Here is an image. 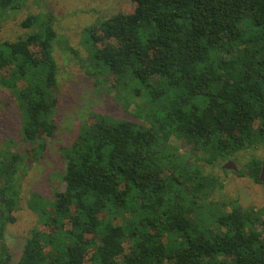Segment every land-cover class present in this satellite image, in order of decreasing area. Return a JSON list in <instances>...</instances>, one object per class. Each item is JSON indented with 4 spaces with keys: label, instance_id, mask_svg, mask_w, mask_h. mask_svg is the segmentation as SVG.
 <instances>
[{
    "label": "trees",
    "instance_id": "obj_1",
    "mask_svg": "<svg viewBox=\"0 0 264 264\" xmlns=\"http://www.w3.org/2000/svg\"><path fill=\"white\" fill-rule=\"evenodd\" d=\"M128 1L130 12L90 27L89 49L112 75L140 85L147 110L137 111L139 122L96 114L59 147L64 191L45 209L29 194L39 227L17 264H264V207L208 201L222 183L197 164L229 159L254 137L264 141V0ZM20 6L0 0V21ZM52 20L0 41V89L35 145L30 159L45 149L39 131L51 137L56 128ZM37 24L28 16L20 27ZM22 162L0 151V264L11 259L5 230L15 222ZM262 165L252 158L247 175L264 186Z\"/></svg>",
    "mask_w": 264,
    "mask_h": 264
},
{
    "label": "rangeland",
    "instance_id": "obj_2",
    "mask_svg": "<svg viewBox=\"0 0 264 264\" xmlns=\"http://www.w3.org/2000/svg\"><path fill=\"white\" fill-rule=\"evenodd\" d=\"M19 1L20 8L7 11L0 21V41H15L41 32L52 15L51 26L57 35L52 49L58 69L57 86L54 88L56 128L51 137L40 135V140L45 143L41 155L36 159L28 158L27 150L35 145L22 135V119L15 101L6 90L0 89V151L18 153L25 160L20 164L18 205L12 213L15 222L7 225L5 230V243L11 255L8 264L18 263L25 238L32 228L39 227L38 216L26 205L29 194H39L41 199L37 205L39 209H45L56 192L64 191L65 160L59 147L69 146L81 127L90 124L96 114L139 122L137 111L147 110L148 106L144 93L135 91L141 88L140 85L112 75L104 64L93 60L89 49L90 27L112 15L130 12L132 5L128 0ZM28 16H35L38 24L23 29L20 23ZM150 82L156 86L159 78L153 77ZM180 152L188 154L184 144H181ZM252 158L259 159L264 165V141H258L256 137L249 148L229 159L212 166L198 161L204 174L213 175L222 183V189H215L208 201L235 199L244 208H263L264 186L255 184L247 175V164ZM229 160L239 167V173L220 168Z\"/></svg>",
    "mask_w": 264,
    "mask_h": 264
},
{
    "label": "water",
    "instance_id": "obj_3",
    "mask_svg": "<svg viewBox=\"0 0 264 264\" xmlns=\"http://www.w3.org/2000/svg\"><path fill=\"white\" fill-rule=\"evenodd\" d=\"M41 131L38 133V140L40 139ZM220 168L224 171H232L233 173H239V167L231 160L224 162V164L220 165ZM264 165L261 167L259 181L262 182L264 179Z\"/></svg>",
    "mask_w": 264,
    "mask_h": 264
}]
</instances>
